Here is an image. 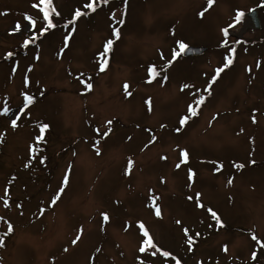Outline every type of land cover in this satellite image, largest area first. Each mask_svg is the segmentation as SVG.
Wrapping results in <instances>:
<instances>
[{
  "label": "rangeland",
  "instance_id": "1",
  "mask_svg": "<svg viewBox=\"0 0 264 264\" xmlns=\"http://www.w3.org/2000/svg\"><path fill=\"white\" fill-rule=\"evenodd\" d=\"M88 2L53 0L56 28L40 35L38 0H0V264H166L148 246L139 252L140 222L182 264H262L264 0H214L210 8L207 0H101L74 32L65 27ZM251 8L258 9L260 29L245 20L224 44L222 27L235 10ZM26 39L31 43L23 48ZM179 42L207 50L173 60ZM226 58L233 63L211 83ZM153 66L158 75L150 77ZM25 95L33 102L23 111ZM200 96L205 101L197 106ZM44 123L50 127L37 143ZM65 174L68 183L53 205Z\"/></svg>",
  "mask_w": 264,
  "mask_h": 264
},
{
  "label": "snow or ice",
  "instance_id": "2",
  "mask_svg": "<svg viewBox=\"0 0 264 264\" xmlns=\"http://www.w3.org/2000/svg\"><path fill=\"white\" fill-rule=\"evenodd\" d=\"M102 2L104 4H107L108 3V0H102ZM96 3H97V0H90V2L86 3L84 5V8L90 10L91 12H95L96 11ZM207 3H208V8H210L213 3H214V0H207ZM33 7L35 8H39L40 12H42L43 14V20L46 21V24L45 26L43 27V29L40 31V35H43L44 33H46L49 29H53L56 27V24L53 23V20H52V16L53 14H55L56 16H59L60 13L56 10L55 6L53 5V0H39V3L38 4H33ZM205 11H207V9H205ZM87 13H85L84 11H82L80 8H77L74 13H73V16H72V19L69 20L65 27H68V25H72L73 28H72V31L74 32L75 30V23L76 21L86 15ZM201 16L204 15V12H201L200 13ZM244 16V13L243 12H238L237 15L235 16V21L237 23H239L242 19V17ZM32 25L34 26L36 21L34 19H32L31 17L28 18ZM120 23H123V21L121 20ZM230 27H232V25H230ZM20 29V25L17 24L16 25V30H19ZM223 31V34L225 37L228 36V28H225L222 30ZM71 32L66 35L64 37V47L67 48L68 47V41L69 39L71 38ZM113 35L116 36L117 38H119V30L118 29H113ZM37 37L33 36V37H30L31 40H35ZM29 43V40L26 39L24 41V44L25 46H27V44ZM224 44H227V41L225 40L224 41ZM112 45H113V40L109 39L105 44H104V51L103 53L100 54L101 56V59H100V65H99V68H100V71L103 72L105 70V67L107 65V60L104 58L105 57V54H107L111 48H112ZM188 48V45L184 42H179V52L177 51H173V54H172V57H173V60L180 55V53L184 52L186 49ZM63 51V49L61 50ZM232 51L234 52L235 49H232ZM8 56L11 57L12 56V53L9 52L8 53ZM169 65L172 63V61L170 60L169 62ZM233 63V60L231 58H226V62L224 63L223 67H218L215 69V75L211 78V83H214L215 80L220 76V74L227 68L229 67V65H231ZM257 67H259V64H257ZM149 75L150 77H154L155 75H158V73L156 72V69L155 67H150L149 68ZM250 71V69H249ZM165 79H167V77H165ZM27 83V80L25 81ZM83 82V81H82ZM149 82H151V80H149ZM211 83H209V85L207 86V88H205V91L210 95L211 94ZM86 87L91 90V88L93 87V85L91 83H87L86 84ZM124 87V90H125V93L126 95H131L130 92H128V88H129V85L127 83H125L123 85ZM190 87L188 84H185L182 86V89L183 90L184 88H188ZM24 101H25V104H31L33 102V97L31 96H28V95H25L24 97ZM205 101V97L204 96H200L198 99L195 100V104L198 106V105H202ZM148 103L150 104V100L148 101ZM9 111V109L6 107L4 109V114H7V112ZM187 112L191 115V116H196L197 115V108L194 107L192 104H189L188 105V108H187ZM19 119V117L15 118V119H11V127L14 129L17 127V120ZM189 119V115H185L184 117H182L179 121L180 125L183 126L187 120ZM253 122L255 123V118L253 117ZM107 123L110 125L112 123L111 120L107 121ZM50 126L46 123L42 124L39 126V131L41 133L40 136H37L36 137V141L39 142L41 139H42V135L43 133L45 132L46 129H48ZM111 131V129H109L108 131L104 132L103 135L104 136H107L109 134V132ZM177 131H179V129H177ZM2 138V137H0ZM153 140H155V137H153ZM98 143V142H97ZM33 151H35V149L33 148L32 149ZM97 154H99V150L97 149ZM181 156L183 157V161L182 162H186L187 161V158H188V153L186 150H182L181 151ZM41 163H43V160L41 161ZM254 163V162H253ZM132 164V161L130 160L129 161V167L131 166ZM177 168L180 167V164H177L176 165ZM235 167L237 168H243L244 165L243 164H236ZM194 176V173L192 172V170H189V180H191ZM68 180H69V176L68 174H65V176L63 177V186L59 188L57 194L52 198V201L51 203L54 205L56 203V201L60 198V195L63 193L64 191V186L67 185L68 183ZM229 184L232 183L231 180L228 181ZM199 196L200 194L197 193V203H198V206L200 207H203L202 204L199 203ZM189 200L193 199V197H188ZM5 202V206H7V200L4 201ZM208 211L211 213L212 217L216 220V222L218 224H221V220H220V217L218 216V214L213 211L212 209H208ZM102 217H103V220L104 221H107L109 219L107 213H102L101 214ZM155 215L157 217L161 216V211H160V208L159 207H156L155 208ZM177 223H180V221H177ZM139 227L140 229L142 230L143 232V236L146 237V239L143 240L142 242V245L140 246L139 248V252L141 253H144L146 251V247L145 246H150L152 249H155L157 252L160 251V249L157 248V245L153 242V239L152 237L150 236L149 234V231L145 228L144 224L142 222H140L139 224ZM13 230L12 228V225L9 224L8 225V232L10 233L11 231ZM82 231V229H81ZM184 232H185V235L187 236V233H188V229H184ZM196 235H199V233H197ZM80 239V236L77 235L76 238L72 241L73 244L77 243V241ZM253 239H256L255 236H253ZM187 243L189 245H191L193 243V238L191 236H187ZM3 244V239L0 238V245ZM225 251H227V246H225L224 248ZM99 251V250H97ZM153 255H155V252L153 253ZM162 255L164 257H169L171 255L170 252L168 251H164L162 253ZM253 258L256 257V254L253 253ZM176 264H180L179 260L176 261Z\"/></svg>",
  "mask_w": 264,
  "mask_h": 264
},
{
  "label": "water",
  "instance_id": "3",
  "mask_svg": "<svg viewBox=\"0 0 264 264\" xmlns=\"http://www.w3.org/2000/svg\"><path fill=\"white\" fill-rule=\"evenodd\" d=\"M249 17H250L254 27L255 28L258 27L259 26V21H258L256 13H254L252 16H249Z\"/></svg>",
  "mask_w": 264,
  "mask_h": 264
}]
</instances>
